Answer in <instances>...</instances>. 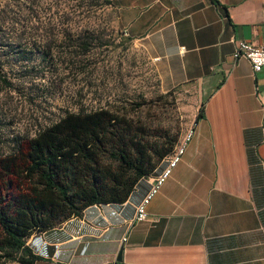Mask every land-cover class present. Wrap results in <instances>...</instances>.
I'll list each match as a JSON object with an SVG mask.
<instances>
[{
    "label": "crops",
    "instance_id": "obj_1",
    "mask_svg": "<svg viewBox=\"0 0 264 264\" xmlns=\"http://www.w3.org/2000/svg\"><path fill=\"white\" fill-rule=\"evenodd\" d=\"M112 2L162 92L190 94L193 136L125 242L164 160L125 203L90 206L28 239L35 264H264V67L231 57L240 42L264 45V0Z\"/></svg>",
    "mask_w": 264,
    "mask_h": 264
},
{
    "label": "rangeland",
    "instance_id": "obj_2",
    "mask_svg": "<svg viewBox=\"0 0 264 264\" xmlns=\"http://www.w3.org/2000/svg\"><path fill=\"white\" fill-rule=\"evenodd\" d=\"M0 59L12 85L0 81V159L66 113L117 111L155 140H180L193 123L190 94L162 92L150 59L123 35L112 0H0ZM19 181L0 172L6 202Z\"/></svg>",
    "mask_w": 264,
    "mask_h": 264
},
{
    "label": "trees",
    "instance_id": "obj_3",
    "mask_svg": "<svg viewBox=\"0 0 264 264\" xmlns=\"http://www.w3.org/2000/svg\"><path fill=\"white\" fill-rule=\"evenodd\" d=\"M79 46L88 52L90 43L81 41ZM18 54L27 63L32 58L30 53ZM4 68L0 59V81L11 87ZM200 116L201 108L196 120ZM178 142L176 134L152 139L148 127L106 108L66 113L38 131L25 149L16 147L0 159L3 177L20 180L8 202L6 194L0 195L1 262L35 264L39 257L27 244L33 235L90 206L125 203ZM5 186L10 188L11 182Z\"/></svg>",
    "mask_w": 264,
    "mask_h": 264
},
{
    "label": "built area",
    "instance_id": "obj_4",
    "mask_svg": "<svg viewBox=\"0 0 264 264\" xmlns=\"http://www.w3.org/2000/svg\"><path fill=\"white\" fill-rule=\"evenodd\" d=\"M123 35H127L126 30H123ZM234 61L244 58L249 61L254 73L259 72L264 67V45H254L252 43L240 42L235 47L231 54ZM193 136V130L190 129L183 137L182 143L174 148L173 153L164 159V165L156 175L154 181L150 185L147 192L143 195L140 201L134 206V214L129 222L124 225L125 235L121 238L122 242L126 241L128 231L138 223L145 222L149 219L147 206L158 193L164 181L170 177L173 168L180 162L181 156L184 153V147L187 141Z\"/></svg>",
    "mask_w": 264,
    "mask_h": 264
},
{
    "label": "water",
    "instance_id": "obj_5",
    "mask_svg": "<svg viewBox=\"0 0 264 264\" xmlns=\"http://www.w3.org/2000/svg\"><path fill=\"white\" fill-rule=\"evenodd\" d=\"M121 253H122V249L119 251V254H118V258H117V261H118V262L121 261Z\"/></svg>",
    "mask_w": 264,
    "mask_h": 264
}]
</instances>
